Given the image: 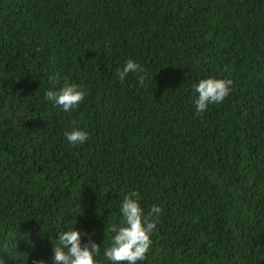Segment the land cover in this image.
<instances>
[{"label":"trees","instance_id":"trees-1","mask_svg":"<svg viewBox=\"0 0 264 264\" xmlns=\"http://www.w3.org/2000/svg\"><path fill=\"white\" fill-rule=\"evenodd\" d=\"M209 77L231 91L197 113ZM132 192L161 208L137 264H264V0H0V264H52L70 228L112 264Z\"/></svg>","mask_w":264,"mask_h":264},{"label":"clouds","instance_id":"clouds-1","mask_svg":"<svg viewBox=\"0 0 264 264\" xmlns=\"http://www.w3.org/2000/svg\"><path fill=\"white\" fill-rule=\"evenodd\" d=\"M144 69L133 60L126 61L125 66L118 72L119 79L124 81L129 73L138 75V83L143 86ZM231 79L204 78L194 85L198 98L197 113L204 112L210 104L221 103L231 91ZM83 86L65 80L58 91L49 90L45 99L62 107L64 111L79 106L85 98ZM67 141L72 145L83 144L88 140V133L79 127H74L65 133ZM138 193L132 192L123 198L121 213L124 218L122 226L113 225L110 229L115 235L111 245L104 249L103 255L112 264H137L146 258L151 247V234L157 223L152 217L161 212V208L153 205L150 212L145 214L138 201ZM52 264H97L96 257L101 252V246L91 236L88 242L82 244V233L75 228L60 232L56 243H53ZM32 264H47L43 259L34 258Z\"/></svg>","mask_w":264,"mask_h":264}]
</instances>
